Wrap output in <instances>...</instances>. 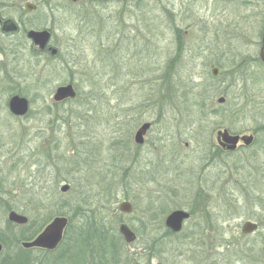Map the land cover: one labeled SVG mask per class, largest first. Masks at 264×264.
Returning <instances> with one entry per match:
<instances>
[{"label":"rangeland","instance_id":"obj_1","mask_svg":"<svg viewBox=\"0 0 264 264\" xmlns=\"http://www.w3.org/2000/svg\"><path fill=\"white\" fill-rule=\"evenodd\" d=\"M242 3L0 0L19 26L0 32V264H41L15 240L56 217L68 221L65 242L107 244L109 264H264V15ZM29 30L49 31L57 54L38 53ZM68 84L76 97L53 101ZM13 92L25 116L10 114ZM224 129L253 143L223 152ZM176 210L190 219L174 234L164 221ZM246 221L258 229L241 234Z\"/></svg>","mask_w":264,"mask_h":264},{"label":"water","instance_id":"obj_2","mask_svg":"<svg viewBox=\"0 0 264 264\" xmlns=\"http://www.w3.org/2000/svg\"><path fill=\"white\" fill-rule=\"evenodd\" d=\"M73 3L84 2V1H107V0H71ZM121 1H132V0H121ZM24 9L27 12H32L35 10V6L30 3L24 4ZM18 31V26L12 20H5L2 23L1 32L14 34ZM26 37L32 42L39 51L45 49L46 45L50 40V32L47 30L34 31L29 30L26 33ZM55 49H50L51 55L56 54ZM259 59L264 63V30L261 39V47L259 50ZM212 76L216 77L218 75V70L212 68ZM76 97V92L71 84L58 87L53 95V101L62 102L67 99H74ZM224 98H218L217 103H224ZM7 107L11 115L16 117L25 116L29 110V102L24 97L19 95H14L9 98L7 102ZM150 124L144 123L136 131L134 136V142L137 145H142L144 142V135L149 130ZM252 135H233L229 133L228 130L224 129L222 131H217L216 133V142L219 148L226 152H234L238 145L241 144L244 147H249L253 143ZM61 192H66L68 190L67 185H63L60 188ZM118 209L123 213L131 212V205L127 202H122L119 204ZM190 217L189 213L183 210H176L167 215L164 221L165 227L174 234H177L181 231L184 221L188 220ZM7 219L9 222L16 225H25L27 224V218L16 214L11 211L8 213ZM68 221L64 217L54 218L44 230L35 238L32 242H22L21 247L23 249H28L32 247L43 248L46 250L54 249L62 238V233L66 227ZM258 229L256 223L246 221L241 226V234L248 235L254 233ZM119 234L122 236L123 240L127 244H132L136 240V235L124 224H121L118 228ZM2 246L0 245V251ZM160 264V263H158Z\"/></svg>","mask_w":264,"mask_h":264},{"label":"flooded vegetation","instance_id":"obj_3","mask_svg":"<svg viewBox=\"0 0 264 264\" xmlns=\"http://www.w3.org/2000/svg\"><path fill=\"white\" fill-rule=\"evenodd\" d=\"M224 1L227 2L228 0H224ZM242 4H243L242 6L244 7V9H248L249 12L253 11V10H257L256 8L261 7V10H262L261 13H262V15H264V4L263 5L260 4V6H259L255 0H243ZM5 20H10V19L3 18V16L0 13V32H1L2 23ZM263 24H264V17H263ZM263 30H264V25H263L262 32H261V35H260L259 50H260V47H261V39H262ZM18 31H19V26H18ZM14 34H16V33H14ZM2 35H13V34L2 33ZM50 39H51V33H50ZM49 43H50V40H49L48 44L46 45L45 49L42 50V51H39L36 48L37 52L38 53H42V54L43 53H50V49H54V48H52L49 45ZM259 50H258V55H259ZM56 54H57V52H56ZM55 55H52V56H55ZM131 211H132V207H131ZM126 214H129V213H126ZM189 219H190V217H189ZM184 222H186V221H184ZM121 224H123V223H120L119 226ZM124 225H126V224H124ZM119 226H118V228H119ZM68 227L69 226H68V223H67L66 227L63 230L62 238H61L60 242L57 244V246L54 249L46 250V249H43V248L32 247V248H28V249H23L22 248V250H26V251H30L32 253L39 254V256L41 257V261H42L41 264H48L45 258L47 256H50V255L56 256V258L53 261L51 260L52 262L50 261L51 263L49 262V264H109V259H111V258H109L110 256L106 255L105 249L103 248V247H106L107 244H103L102 242H100V243H92V244L90 243V248L83 250V248H80L79 245H76V241H73V242H65L64 241L65 231H66V229ZM40 233L31 234L30 238L26 242L34 241L35 238ZM84 255H86L88 258L84 259ZM96 255H103V256H98L97 257ZM93 258H95V259H93ZM97 258L99 259V263H97L95 261ZM28 264H40V263L37 262V261L31 260V261L28 262Z\"/></svg>","mask_w":264,"mask_h":264},{"label":"trees","instance_id":"obj_4","mask_svg":"<svg viewBox=\"0 0 264 264\" xmlns=\"http://www.w3.org/2000/svg\"><path fill=\"white\" fill-rule=\"evenodd\" d=\"M13 93H15V95H18V94H19V92H13ZM243 169H244V168H243ZM238 172H239V170L236 171V173H238ZM246 177H247V176H246ZM31 234H35V233L32 232ZM31 234H30L29 236H25V238L16 239V240H15V241H16V245H17L18 243L22 242V241H27V240L30 238ZM231 256L234 257V261H235V257L237 256V254H235V252H232V253H231Z\"/></svg>","mask_w":264,"mask_h":264}]
</instances>
